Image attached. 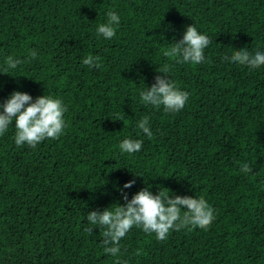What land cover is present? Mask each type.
I'll return each mask as SVG.
<instances>
[{
  "label": "trees",
  "instance_id": "obj_1",
  "mask_svg": "<svg viewBox=\"0 0 264 264\" xmlns=\"http://www.w3.org/2000/svg\"><path fill=\"white\" fill-rule=\"evenodd\" d=\"M110 10L120 24L105 39L96 29ZM192 24L212 41L205 61L164 56ZM233 48L264 52V0H0V104L21 91L68 108L58 139L17 146L15 121L0 135V264H115L86 217L124 204L133 179L129 199L146 186L203 196L215 220L164 241L133 226L121 264H264V66L223 60ZM89 54L99 68L83 64ZM9 55L24 63L5 74ZM165 64L189 92L177 113L140 99ZM145 116L151 138L137 128ZM126 138L141 150L121 153Z\"/></svg>",
  "mask_w": 264,
  "mask_h": 264
},
{
  "label": "clouds",
  "instance_id": "obj_2",
  "mask_svg": "<svg viewBox=\"0 0 264 264\" xmlns=\"http://www.w3.org/2000/svg\"><path fill=\"white\" fill-rule=\"evenodd\" d=\"M106 15V22L99 24L96 31L105 39H112L120 24V16L111 10ZM211 42L206 34H201L192 24L186 27L182 39L176 41L173 38L163 55L175 58L177 63L200 64L205 61L204 50ZM29 57L36 59L35 49L29 52ZM222 59L247 66L250 70L264 66V52L259 50L250 52L245 48L239 50L233 48L232 55L224 56ZM82 62L90 68L101 66V58L91 54ZM22 63L24 61L14 55L7 56L4 73L15 70ZM156 71L158 74L155 76V83L151 87L146 86V89L140 92L141 102L157 109L163 106L164 111L169 113L181 111L189 99V92L181 90L172 81L169 65L165 64ZM67 111V106L59 97L41 95L33 100L26 92L13 91L0 104V135L5 134L15 121V144L17 146L27 144L35 148L45 139H58L64 134L67 127L64 113ZM137 128L148 138L152 137L149 117H142L137 123ZM142 145L141 139L126 138L119 144V149L121 153L133 154L139 152ZM240 170L244 174H249L253 172V167L245 162L240 165ZM134 184L135 179L130 180L123 185V189L131 188ZM150 188L148 186L142 188L131 199L121 189L124 204L118 203L103 211L92 210L87 213V223L96 227H86L84 231L92 234L93 228L100 229L103 251L117 257L115 264H121L120 241L133 226L149 235L154 233L157 240L164 241L168 238L170 230L180 231L197 227L207 230L215 220L214 209L203 196L170 195V190L165 192L162 189L153 194ZM142 253L143 249L138 248L133 254L140 256ZM123 264H127V261H123Z\"/></svg>",
  "mask_w": 264,
  "mask_h": 264
}]
</instances>
